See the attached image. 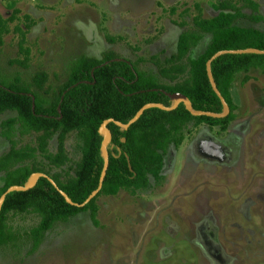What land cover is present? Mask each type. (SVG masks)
<instances>
[{
  "label": "rangeland",
  "instance_id": "1",
  "mask_svg": "<svg viewBox=\"0 0 264 264\" xmlns=\"http://www.w3.org/2000/svg\"><path fill=\"white\" fill-rule=\"evenodd\" d=\"M221 1L0 0V15H14L1 37L0 80L19 77L30 83L37 72H45L43 88L31 89L50 101L78 58L100 60L107 52L157 74L176 52L178 35L193 29L197 7L207 18L217 14ZM227 1L245 14L261 16L259 21L237 19L236 25L264 32V0H252L256 10L246 0ZM16 27L25 31L24 37ZM21 39L27 57L19 50ZM208 41L204 35L189 57L196 58ZM24 58L26 66L13 63ZM230 91L236 109L226 130L189 123L181 143L168 147L158 182L150 178L147 188L97 197V225L88 212H80L54 223L31 250L25 233L39 217L32 212L9 215L20 239L0 247V264H264V72L237 73ZM15 115L5 111L0 122ZM1 131L0 126V155L10 148ZM206 137L219 155L213 148L206 155L197 153L198 141ZM13 138L20 147L33 144L35 133L16 130ZM64 146L68 161L62 167L49 165L39 153L35 163L62 178L66 172L72 175L80 158L75 132ZM56 147L54 135L48 151L55 153ZM3 179L0 172V186Z\"/></svg>",
  "mask_w": 264,
  "mask_h": 264
},
{
  "label": "trees",
  "instance_id": "2",
  "mask_svg": "<svg viewBox=\"0 0 264 264\" xmlns=\"http://www.w3.org/2000/svg\"><path fill=\"white\" fill-rule=\"evenodd\" d=\"M246 1L253 10L257 9V3ZM217 8V14L205 18L197 7L198 13L191 20L193 29L178 35L176 52L164 60L165 65L157 74L139 69L137 62L115 60L113 53L107 52L100 60L86 56L78 58L71 65L65 83L50 101L31 89L32 86L40 90L43 88L47 79L45 72H37L30 83L21 81L19 77L11 82L0 80V114L5 111L16 113L14 117L0 122L1 134L10 143V148L0 155V172L4 175L0 195L11 185L24 186L33 172H42L73 202L81 203L98 186L103 165L99 127L103 120L113 118L126 123L146 103L171 106L173 100L170 95L173 94L188 97L195 110L220 113L221 102L207 80L206 60L218 50L249 47L264 50V32L235 24L241 18L261 20L260 15L243 13L236 2L223 0ZM13 18V14L5 19L0 15V43ZM16 29L24 37L25 31ZM204 35L209 36L205 49L196 58L189 57ZM107 39L114 41L113 37ZM22 43L23 39L20 40L19 50L27 57L28 49ZM25 60L15 59L13 63L26 66ZM252 68L264 72V54H224L212 61L213 79L230 109L225 117L193 116L180 103L171 111L154 107L146 109L127 130L109 123V161L105 177L99 192L83 207L65 202L44 177H40L26 191L6 194L0 210V247L15 244L20 239L19 233L8 222L11 215L32 212L39 217L38 223L25 233L31 242V250H34L54 223L66 221L80 212H88L92 223L97 225L98 196L115 195L119 190L133 193L147 188L150 178L158 182L168 147H177L181 143L183 130L189 123L226 130L235 117L233 111L236 104L230 91L235 75ZM159 76L173 83H163ZM247 79L245 76L244 81ZM16 130L21 135L35 133L34 143L17 147L13 138ZM72 132L76 133L80 150L72 175L66 172L62 178L59 172L50 174L35 163L39 153L49 165L62 167L68 161L64 142ZM54 135L57 147L52 153L48 151V142Z\"/></svg>",
  "mask_w": 264,
  "mask_h": 264
},
{
  "label": "water",
  "instance_id": "3",
  "mask_svg": "<svg viewBox=\"0 0 264 264\" xmlns=\"http://www.w3.org/2000/svg\"><path fill=\"white\" fill-rule=\"evenodd\" d=\"M242 53H254V54H264V50H260L257 48H244V49H229V50H218L215 53H213L205 62V72H206V76H207V80L209 82V85L212 89V91L215 93V95L218 97V99L221 102L222 105V111L220 113H216V112H211V111H205V110H195L192 107V104L190 102V100L188 99V97H186L183 94H173L170 95V97L173 100V103L171 106L167 107L165 105H163L162 103H154V102H150V103H146L144 105H142L137 112L134 114V116L129 119L126 123H122L120 121L114 120L113 118H108L102 121V123L100 124L99 127V131L102 135V140L100 143V152H101V156L103 158V165H102V169L99 175V179H98V186L95 190H93L88 196L87 198L81 202V203H75L73 202L64 191H62L57 184L46 174L42 173V172H33L28 181L26 182V184L24 186H19V185H11L9 186L1 195H0V210H1V206L2 203L5 199L6 194L12 192V191H26L30 188H32L37 180L40 177H44L46 178L52 185L53 187L58 191V193L64 198L65 202H67L70 205L76 206V207H83L86 203H88L101 189L102 186V182L104 180L105 177V173L108 167V152H107V146L109 144L110 141V131L107 128V125L109 123H114L115 125L119 126L120 128L127 130L129 128V126L131 124H133L135 121L138 120V118L142 115V113L148 109V108H159L161 110H165V111H171L173 109H175L180 103H182L185 107V109L193 116H207V117H212V118H222L227 116V114L229 113L230 109L228 104L226 103L224 97L221 95L220 91L218 90L216 83L213 79L212 73H211V63L214 59H216L217 57L224 55V54H242ZM115 60H120V59H115ZM62 99V98H61ZM34 100V98L32 97V101ZM33 103V102H32ZM124 139H122L123 141ZM213 146L214 151H216V154L219 155V149L216 146V144L211 143ZM221 155V153H220Z\"/></svg>",
  "mask_w": 264,
  "mask_h": 264
},
{
  "label": "flooded vegetation",
  "instance_id": "4",
  "mask_svg": "<svg viewBox=\"0 0 264 264\" xmlns=\"http://www.w3.org/2000/svg\"><path fill=\"white\" fill-rule=\"evenodd\" d=\"M211 143H212V140L207 138V137L202 139V140H199L198 144H197V153L198 154H205V155H206V153H210V151L213 148ZM222 149H223V155H225V156L222 157L221 159L222 160L223 159L226 160L229 157L228 152H227V150L225 148L222 147Z\"/></svg>",
  "mask_w": 264,
  "mask_h": 264
}]
</instances>
